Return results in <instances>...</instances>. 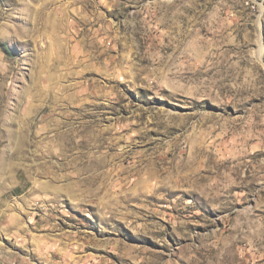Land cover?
<instances>
[{"label":"rangeland","instance_id":"374dc122","mask_svg":"<svg viewBox=\"0 0 264 264\" xmlns=\"http://www.w3.org/2000/svg\"><path fill=\"white\" fill-rule=\"evenodd\" d=\"M0 168V264H264V0H0Z\"/></svg>","mask_w":264,"mask_h":264},{"label":"bare ground","instance_id":"6f19581e","mask_svg":"<svg viewBox=\"0 0 264 264\" xmlns=\"http://www.w3.org/2000/svg\"><path fill=\"white\" fill-rule=\"evenodd\" d=\"M44 7V6H43ZM44 9L43 8H39L38 10H37V12H36V14H34L35 15V18H36V21H37V24L38 25H42L43 24V15L42 14H44ZM47 30V29H46ZM102 131V130H101ZM66 132V131H65ZM71 132V131H70ZM62 133H64V132H62ZM73 133V132H72ZM71 133V134H72ZM102 135H103V133H102ZM102 135H99V138H100V136H102ZM61 137H62V135H60ZM70 137H71V135H70ZM68 138V137H67ZM72 140L73 139V137H71V138H69V140ZM86 138L85 137H83L81 140H80V143H86L87 142V139L85 140ZM67 140V139H66ZM76 144V143H75ZM2 165V164H1ZM0 170H1V168H0Z\"/></svg>","mask_w":264,"mask_h":264}]
</instances>
